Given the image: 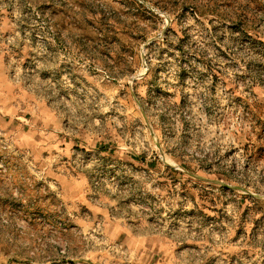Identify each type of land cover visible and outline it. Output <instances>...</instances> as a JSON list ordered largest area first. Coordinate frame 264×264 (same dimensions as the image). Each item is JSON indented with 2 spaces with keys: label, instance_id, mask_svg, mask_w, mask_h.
Returning a JSON list of instances; mask_svg holds the SVG:
<instances>
[{
  "label": "rangeland",
  "instance_id": "obj_1",
  "mask_svg": "<svg viewBox=\"0 0 264 264\" xmlns=\"http://www.w3.org/2000/svg\"><path fill=\"white\" fill-rule=\"evenodd\" d=\"M0 264H264V0H0Z\"/></svg>",
  "mask_w": 264,
  "mask_h": 264
}]
</instances>
